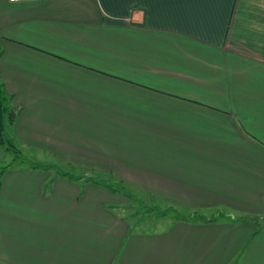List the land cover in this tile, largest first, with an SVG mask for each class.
I'll list each match as a JSON object with an SVG mask.
<instances>
[{
    "label": "crops",
    "instance_id": "obj_1",
    "mask_svg": "<svg viewBox=\"0 0 264 264\" xmlns=\"http://www.w3.org/2000/svg\"><path fill=\"white\" fill-rule=\"evenodd\" d=\"M0 79V264H264V0H0Z\"/></svg>",
    "mask_w": 264,
    "mask_h": 264
},
{
    "label": "trees",
    "instance_id": "obj_2",
    "mask_svg": "<svg viewBox=\"0 0 264 264\" xmlns=\"http://www.w3.org/2000/svg\"><path fill=\"white\" fill-rule=\"evenodd\" d=\"M16 118H17V112L14 106L10 105V102L8 100V97L6 96V93L3 89L2 83H1V79H0V146H2L5 151L13 153L15 156L12 160H16V158H23L22 157V153L21 150L16 146V144H14L13 140L10 137H7L9 135H7L9 132V127L14 126L15 122H16ZM22 162H26L28 163L32 168H41V167H47L50 168L52 167V164L50 162L47 163H42V162H38L31 160V159H26ZM50 163V164H49ZM13 165V162L11 161L10 164H7L6 166H1L0 167V191H1V184H2V178L4 176V174L6 173V171ZM58 168V167H57ZM57 174L62 175V176H66V175H70V177H73V173H69L66 171H61V172H57ZM77 179L80 178V176L76 175ZM95 181H100L97 179H94ZM153 209H162L159 206H155ZM163 212H166L165 210ZM185 216L184 218H186V220L188 219H203L206 221H215L218 220V218H212V219H207V217L203 216L202 214H200L197 211H191L190 214L188 215H183ZM234 221H240V222H247V221H251L252 219L248 216H238V217H234L233 218ZM257 224V228H261L264 227V217H263V224L260 226V224Z\"/></svg>",
    "mask_w": 264,
    "mask_h": 264
},
{
    "label": "rangeland",
    "instance_id": "obj_3",
    "mask_svg": "<svg viewBox=\"0 0 264 264\" xmlns=\"http://www.w3.org/2000/svg\"><path fill=\"white\" fill-rule=\"evenodd\" d=\"M12 130H14L13 129V126H11V127H9V130H8V132L10 133V131H12ZM8 135V134H7ZM7 137H10V135L9 136H7ZM14 139H13V142H14V144H16V142H17V139H16V137L13 135L12 136ZM21 150V153H22V157L23 158H16V160H12L13 158H14V154L13 153H11L10 152V154H8V157H7V160H6V162H5V164L3 165V166H6L7 164H10L11 163V161L13 162V165L12 166H16V165H21V164H28V163H26V162H22V161H24V160H26V159H31V158H37V156H35V155H33V152L32 151H30V150H22V149H20ZM32 153V154H31ZM32 160V159H31ZM53 165L55 164L54 162L52 163ZM2 166V167H3ZM11 166V167H12ZM58 168H60L61 169V166L60 167H58ZM67 169V168H66ZM74 175H78V176H84V177H86V178H90V177H92V175H88V174H85V173H79V174H74ZM109 180L111 179V178H108ZM105 185H107V186H110L111 184H110V182H106L105 183ZM132 207H134V208H137L138 207V204L136 203L134 206H132ZM140 208H143V206H139ZM162 207V209L163 210H165L166 212H169V217H162V221H158L157 223H162L163 225H165V224H168L170 221H171V219H175V218H177V219H186V218H184L185 216H183V215H188V214H190L191 213V211L190 210H187V209H184V208H179V207H173V206H170V207H168V205H162L161 206ZM168 207V208H167ZM218 213V214H217ZM217 213H215L217 216L219 215V212H217ZM153 216H158L157 215V213H154L153 214ZM248 217H250L252 220L251 221H247V222H244V223H248V222H251V224H255L256 226H257V224L256 223H258V224H260V226L263 224V217H264V214H260V215H258V216H248ZM158 219L159 218H161L160 216H158L157 217ZM194 219H197V218H194ZM221 219V218H220ZM129 220H130V222L131 223H134V221H133V216L132 217H130L129 218ZM190 220V219H189ZM258 227V226H257Z\"/></svg>",
    "mask_w": 264,
    "mask_h": 264
},
{
    "label": "built area",
    "instance_id": "obj_4",
    "mask_svg": "<svg viewBox=\"0 0 264 264\" xmlns=\"http://www.w3.org/2000/svg\"><path fill=\"white\" fill-rule=\"evenodd\" d=\"M11 2H24V1H35V0H10Z\"/></svg>",
    "mask_w": 264,
    "mask_h": 264
}]
</instances>
